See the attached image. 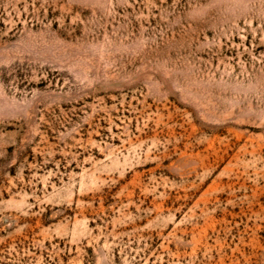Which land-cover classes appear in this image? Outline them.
Masks as SVG:
<instances>
[{
  "label": "rangeland",
  "instance_id": "rangeland-1",
  "mask_svg": "<svg viewBox=\"0 0 264 264\" xmlns=\"http://www.w3.org/2000/svg\"><path fill=\"white\" fill-rule=\"evenodd\" d=\"M0 264H264V0H0Z\"/></svg>",
  "mask_w": 264,
  "mask_h": 264
}]
</instances>
